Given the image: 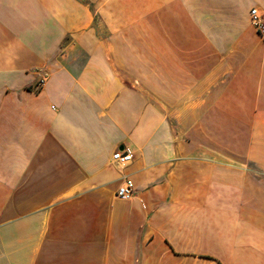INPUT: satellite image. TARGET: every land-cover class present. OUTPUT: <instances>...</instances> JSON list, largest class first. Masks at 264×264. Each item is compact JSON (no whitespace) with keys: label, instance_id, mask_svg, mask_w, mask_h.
<instances>
[{"label":"crops","instance_id":"obj_1","mask_svg":"<svg viewBox=\"0 0 264 264\" xmlns=\"http://www.w3.org/2000/svg\"><path fill=\"white\" fill-rule=\"evenodd\" d=\"M251 9L0 0V264H264Z\"/></svg>","mask_w":264,"mask_h":264},{"label":"built area","instance_id":"obj_2","mask_svg":"<svg viewBox=\"0 0 264 264\" xmlns=\"http://www.w3.org/2000/svg\"><path fill=\"white\" fill-rule=\"evenodd\" d=\"M252 25L258 30L260 35H264V26L261 18L258 16L255 9L250 11ZM44 83V79L38 83L37 87H40ZM134 158L133 150L130 147H123L121 150H117L112 154V163L119 169L123 170L131 164ZM134 195V185L132 181L125 175L122 176L120 185L118 186L115 196L120 200H129Z\"/></svg>","mask_w":264,"mask_h":264}]
</instances>
